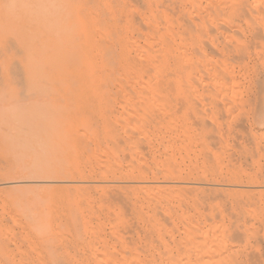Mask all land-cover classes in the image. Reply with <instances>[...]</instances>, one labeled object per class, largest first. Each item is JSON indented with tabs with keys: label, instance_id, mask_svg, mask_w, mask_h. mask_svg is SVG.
<instances>
[{
	"label": "bare ground",
	"instance_id": "6f19581e",
	"mask_svg": "<svg viewBox=\"0 0 264 264\" xmlns=\"http://www.w3.org/2000/svg\"><path fill=\"white\" fill-rule=\"evenodd\" d=\"M154 2H156V3H154ZM138 3H139V5H140V3H142V5H144L146 7L147 12L151 13V15L149 17H147L148 15L146 16V13H143L145 15L140 14V11H142L143 6L141 5L142 9L139 10L137 8L138 5L136 6V4H138ZM152 3H154V5H155V7H153V8H152V5H153ZM133 4L135 6H133ZM147 7H151V8L147 9ZM152 9H155V11ZM123 11H127L130 14L127 16L128 19H126V21H123L122 17H119L123 13ZM124 13H123V15H124ZM182 31H185V33H183ZM246 33H248L249 36L251 37V41H253L255 44L257 43L256 45H258V44L261 45V42H262V44H264V0H162V1L153 0V2L151 0H0V161L4 157L5 158L6 157L13 158L14 161L16 162V165H17L18 169L20 170V172H22L23 174L27 173L30 175H35L39 179H43V178L44 179L45 178L54 179V178H59V177H65V178L71 177V178L75 179V182H76V179H80L81 182H79L78 184L80 186H82V189L84 188V189H86L88 191L90 190L92 192L91 189H93V188H97V187H98V189L104 188L107 191V195L108 194H109L108 196L112 195L110 197L115 199V201L117 200V201L122 202L123 207L126 204V202H129V204L133 208L142 209L141 207L140 208L135 207L136 204L139 202L140 203L141 202L146 203L148 205L147 207H150V214L148 217H150V220H151V221L149 220L150 224H153L152 225L153 228H151V230L154 231L153 232L154 234L148 228H146V230H143V233L148 230V232L150 234L152 233L155 237L158 236L157 238H161V239L163 238V240H164L163 236H166V237L170 236V233H169L170 229H167L168 226H166V225L169 224V221H173L172 220L173 214L176 215V217L173 216V217H175V220H180L182 223H184L185 221L186 222L188 221L190 223L191 222L195 223L196 221L197 222L198 221H200V222L201 221H207V223H205V224L208 225L210 222H211V224L213 222L214 223L221 222V224H222V222L224 223L227 221V223H230L229 225H231V224L235 225L234 222H232V221L239 222L241 220H244L246 222V224L243 227L237 226L235 231H232L233 228H230V227L227 228V225L225 226V223L222 226V228H221V226L219 227V225H218V227L215 226L217 224H215L212 227H210L208 225V228L209 227L212 228V229H209V231H211V230L214 231L213 229H217V230H215L216 232H213V234H211V235H213L212 237L214 238L213 241L211 242V244L214 245L215 249L217 248L219 251H221L220 250L221 247L227 248L226 240H228L230 238V236L233 237L234 235H236L238 238L240 236H241V238L245 237L247 244H248L249 240H252V239H253L252 241L256 240L257 243L256 242L255 243L258 247L259 244L261 243V241L264 243V241H263V239H264V222H263L264 221L263 220L264 219V187L260 188L258 186L259 189H257V188H253V187L251 188L250 186H252V185L256 186L257 184H260L261 183L260 178L264 179L263 178L264 176L259 172L257 173V175H252V174H251V176H249L248 174L244 175L242 172H239L237 170H236V172H227V174H224V173L220 172L219 170L215 171L216 169L212 170L210 172L209 171L208 172L203 171L204 169L203 170L201 169L202 170L201 171V170H199L200 169L199 167H198L199 169L198 168L195 169V167H190L187 170L184 168L182 169L181 167H183V163L180 161L182 163V166L180 167L181 163L178 162L179 160L177 161L178 158L176 159V156L174 155L175 152L173 153V150L175 149V147L172 150L170 148L171 144L168 143L169 140L171 141L173 139V137H169V136L171 134H174V133H172L174 131V129L171 127L173 125H175L174 128L176 129L177 124H175L174 121H176L177 119L173 121V119H172L173 114L171 115L170 118L163 116L164 119L163 120L158 119L159 121L157 119L155 121L156 116L155 117L151 116L152 110H155L157 107L154 105V103L158 104L159 101L162 100V102H163V100H164V99H161V100H158V102H153L156 100L155 96L160 94V93H163L162 96L165 94L167 96L170 93H174V92H171L174 89H172V88L169 89L170 86L174 87L173 86L174 83L173 82L170 83L171 81H174L173 78L172 79L170 78L171 81L169 80V77H171L170 74H172V73H170V66L171 65H169V61H172V59L176 56L172 50H175V52H176V51H178V49H177L178 46L182 49L181 46L189 45L190 41L196 42V43H194V45L196 44L198 46L197 42L200 41V39L204 38V37H206V39H207L206 41H209L211 43L210 44L208 42V44H210L214 48H216L214 44L216 43V45H217V41L220 40L221 38L224 39V41L226 40V42H228V39H231V40L235 41L236 43L240 44L241 42H243L241 39H243L244 36H246ZM182 34H185V37L182 36ZM203 41H205V40H203ZM141 42H144V44H143L144 46L141 45ZM219 43H223V42H219ZM231 43L229 44L230 46H232ZM223 44H226V43L224 42ZM190 45L193 46V43ZM229 45H227L228 50H229V48H231ZM259 45H258V47H259ZM245 46H246V43H245ZM174 47H177L176 48L177 50L174 49ZM183 48L185 49V47H183ZM187 48H189V47H187ZM190 48H192V47H190ZM195 49L196 48H194V51L197 52L195 54H198L199 50L197 51ZM204 49H205V47H204ZM224 49H221V50H224ZM237 49H238V47H237ZM237 49L235 48L234 50L237 51ZM245 49H246V47H245ZM185 50H183V51L185 52ZM239 50L241 51V49H239ZM246 50H248V49H246ZM219 51H220V49H219ZM242 51H243V49H242ZM172 52L174 53L172 56L175 55L173 58L171 56ZM220 53H221V51H220ZM210 54H211V52H210ZM213 54L214 53H212L211 55H213ZM216 54H218V52ZM216 54H214V55H216ZM184 55H185V53H184ZM198 55L201 56L200 52ZM198 55H196V56H198ZM222 55L226 56L223 53H221V56ZM245 55H247V54H245ZM170 56L172 59L170 58ZM188 56L190 57V55H188ZM202 56H205V55L202 54ZM219 56L220 55H218V56L216 55L215 57H219ZM227 56H228V54H227ZM239 56H240V54H239ZM248 56L250 57L251 54H248ZM222 58H225V57H222ZM227 58H229V56ZM185 59L186 58H184V60ZM184 60H183V64H184ZM208 60H210V59H208ZM211 60H213V59H211ZM186 61L188 63V59ZM191 61H193V60H191ZM173 62L179 63L180 61L175 62L173 60ZM209 63H212V62L209 61ZM239 63H240V61H239ZM204 64H206V63H204ZM175 65H173V66L176 67ZM210 65H212V64H210ZM241 65H239L240 66L239 68H241ZM184 66H186V65H183L182 69H186ZM191 66H193L191 69L195 68L194 65H191ZM218 66H219V68L223 67L220 64L217 65V67ZM226 66H227V64L225 62V67ZM234 66L236 67V65H234ZM199 67H201V66H199ZM208 67H209V65H208ZM243 67L244 66L242 65V68ZM201 68H203V67H201ZM228 68H229V66H228ZM244 69H245V67H244ZM194 70H193V73H194ZM207 70L208 69H206V72L209 73V71H207ZM213 70H215V69L213 68ZM218 70H220V69H218ZM237 71H236V73L238 74ZM187 72H189V71H187ZM190 73H192V72H190ZM190 73H188V74H190ZM209 74H211V71ZM220 75H222V73L221 74L216 73V76H220ZM247 76H248V74H247ZM251 76H252V74H251ZM207 78H208V76H207ZM192 79L197 81V78L196 79L192 78ZM210 80H212V79H210ZM214 80H216V79H214ZM231 80H232V78H231ZM178 81H180V80H178ZM174 82L176 83L177 81H174ZM186 83H187V81H186ZM227 83H228V81H227ZM177 84H178V82H177ZM181 84H182V82H181ZM187 84H188V86L190 85L189 82ZM184 85H185V82H184ZM232 85H235V87H236L235 83H232ZM204 86H203L202 90H204V88H205ZM208 89H209V87H208ZM227 89H229V88L227 87ZM168 90L170 91V93H168L169 92ZM246 91H247V89H246ZM192 92H193V90L191 91V93ZM194 92H195V90H194ZM237 92H238V90H237ZM209 93L211 94L212 92H209ZM77 94H79V95L82 94V97L86 96V98H84V100L81 98L83 100V102L81 103L80 107L73 106L71 104V100ZM23 95L26 98L21 97ZM117 95L118 96L121 95L122 97H120V99L116 98L115 96H117ZM88 96H90L91 98H89ZM233 96H235V95H233ZM95 97H99V98H97L98 99L97 101L95 100ZM218 97H219V95H218ZM193 98L195 99V97H193ZM76 100L77 99H75L74 101H76ZM194 101H196V100H194ZM207 101L208 100H206V103H207ZM77 102L79 103V101H77ZM98 102L103 104V108H100V107L95 108L94 107V105H96V103H98ZM209 102H211V101H209ZM218 103H220V101H218ZM218 103L216 105H218ZM118 104L123 109V111L121 113H120V111H117L116 106ZM204 105H206V104H204ZM211 105H212V103H211ZM211 105H210V107H213V109H214L215 107L213 105L212 106ZM44 107H46V108H44ZM164 107H165V105H164ZM167 109L169 110L168 107H167ZM160 110L161 109H159V112H160ZM219 111L222 113V110H219ZM166 112L167 111H165V113ZM220 112L218 114H220ZM170 113L169 114L167 113V114L170 115ZM215 113H217V111ZM174 115H175V113H174ZM202 116H204V115H202ZM157 118H159V117H157ZM180 118L181 117H179V119ZM181 119H183V118H181ZM183 120H181V121L183 122ZM178 121L179 120H177V122ZM217 121L221 122L222 120L218 119ZM223 121L225 122L226 120H223ZM171 122H173L174 124H172ZM231 122H232V120H231ZM200 123H201V120H200ZM230 123H229V125H230ZM221 124H222V122L219 124V126ZM226 124H227V122H226ZM232 124H234V123L232 122ZM185 125L186 124H184V126H182L183 128L182 127H180V128L185 129L186 128ZM222 125H224V123ZM189 127H187V128L189 129ZM249 127H250V125H249ZM160 128L166 129V131L169 130L170 135H168V139H167L168 141L166 140L168 144H166V145H164V138L167 135H165V136L163 135L164 133L166 134V131L163 133V132H161ZM156 129L158 130V132L162 133V135H163L162 136L163 140L160 137L161 135L158 136V138L162 140V141L160 140L159 145H157V147L159 149L157 147H155L154 143L156 141L153 140L155 137H157V136H155V133H153V131L156 132ZM170 129L172 132L170 131ZM199 130H197V131L199 132ZM220 134H219V136L216 135L217 137H220V139H218V138L217 139L222 140L220 142H223L222 133H220ZM251 134L252 133H250V135ZM186 135H188V134H186ZM252 135H254V134H252ZM180 136H181V134H180ZM191 136H189V138ZM203 136L206 137L205 139L207 142L208 141L207 137H209V136H207L205 134ZM203 136H201V138ZM244 136L245 135H243V137ZM239 137H240V135H239ZM170 138H172V139H170ZM245 138H247V140H248V137H245ZM210 139H212V138H210ZM231 139L233 140V138H231ZM173 140H172V142L174 143ZM215 140H216V138H215ZM252 140H253V138H252ZM254 141H256V140L254 139ZM177 142H179V141H177ZM177 142H175V143H177ZM188 142L191 143V141H188ZM206 142H205V144H206V146H208V144H207L208 142L207 143ZM173 143H172V145H173ZM200 143L201 142H199V145H200ZM177 144H175V145H177ZM213 144H216V143H213ZM221 144H222V146L223 145L225 146L226 143H221ZM167 145H168V148H167ZM180 145L181 144L178 145L179 148L177 147V149H182L184 147L183 145H181V146ZM192 145H193V143H192ZM201 146L206 147V146H203L202 143H201ZM210 146H213V145H210ZM234 146L235 145H233V147ZM226 147H227V145H226ZM172 148H173V146H172ZM241 148L242 147H239L238 149L241 150ZM155 149L159 155H156L153 153ZM203 149H205V148H203ZM62 150H64L65 152H63ZM200 150H202V149H200ZM214 150H216V149H214ZM263 150L264 149L262 148V151ZM189 151L193 153L192 150H189ZM225 151H226V149H225ZM252 151H254V150H252ZM211 152H209V153H211ZM250 152L251 151H249V153ZM256 152H257V150H256ZM184 153H186V152H184ZM188 153L189 152H187L186 154H188ZM213 153H211V155ZM220 153H221V151H220ZM223 154L224 153L222 152L221 155H223ZM228 154L229 153L227 152V155ZM203 155H204V153H203ZM195 156H197V155L195 154ZM205 156L207 157L208 160L209 159L211 160V158H209V155L205 154ZM229 157H233V155L231 156V153H230ZM179 158L184 160V157L182 158L181 155ZM123 159L125 162L122 161ZM207 159L205 158L206 161H208ZM239 159H238V161H239ZM198 160H199V157H198ZM214 160L216 161L217 159H214ZM187 161H188V158H187ZM220 161H221V159H220ZM234 161L235 160H233V161L231 160V162H234ZM1 162H3V161H1ZM205 162H204V164H205ZM125 163H127V164H125ZM177 163H180V164H177ZM236 163H234V164H236ZM243 164H244V162L242 163V165ZM211 165H213V163ZM205 167H206V165H205ZM206 168L208 169L209 167H206ZM257 168H259V167H257ZM260 168H262V166H260ZM260 168H259V170L262 171V169H260ZM0 169H1V167H0ZM247 170H249V169H247ZM249 173H251V172H249ZM5 175H6V173H5ZM261 175L263 177H261ZM83 179H86V180H83ZM191 179L198 180V181L199 180L200 181L201 180L202 181H205V180L210 181L211 184H209L210 182H208V185H209L208 191H209V193L210 192L211 193L208 195H206L208 191H206V193L204 195L197 193V190L194 189L195 186L193 187L192 184H190ZM224 181H227V182L232 184V186H230V187H232L231 188L232 192L230 193V191H229V193H230L229 195H226L223 193L224 192L223 188L221 189L223 192L220 190L221 185H223V184H221L220 186H219V184H220V182L223 183ZM75 182L72 184L76 185ZM49 183H51V182L49 181ZM61 183L65 184L64 182H61ZM192 183H194V182H192ZM41 184H43V183L41 182ZM53 184L55 185V183H53ZM205 184H207V183H204V185ZM80 186H79V188H80ZM54 190H55V188H54ZM59 190L60 189L56 188V192H57L56 195H59L58 194ZM86 190H83V192L80 190L79 192H82L80 195H83V193L84 194L86 193L85 195H83V196H86L87 195ZM75 191H77V190H74L73 192H75ZM97 191L96 192L94 191L95 193L93 192L94 195L97 193ZM103 191H105V190H103ZM225 191H226V189H225ZM73 192H70V193L72 194ZM75 194H76V192H75ZM77 194H79V193L77 192ZM94 195H92V196H94ZM96 195H95V197H96ZM72 197H75L74 193L72 194ZM81 197L82 196H79V198H81ZM132 197L135 198V201L136 200L138 201V202L136 201L137 203L135 204V201L133 199V201H134L133 203L135 206H133L131 204L132 201H130V200H132L131 199ZM61 198H63L65 200L64 197H61ZM82 198H84V197H82ZM92 198H90V196H89L88 198H85V199H88L89 203H91V205H92L93 204L92 201H94V200H92ZM55 200H56V202H55ZM55 200H54V203H57L58 201L56 198H55ZM64 200L62 201L63 204H61V205H64ZM75 201H77V200H75V198H74V200H72V202L75 203ZM82 201H84V200H82ZM62 202L60 200V203H62ZM77 202H80V201H77ZM94 202L96 203L98 201L96 200ZM206 202L209 203L210 207L208 206V203H206ZM99 203H101V202L99 201ZM116 203L118 204L119 202H116ZM116 203H113L115 205V207L117 206ZM203 203L207 204L206 206L209 207V209H208L209 214L207 213L208 215L203 214L204 212L202 213V211H200V212L198 211V210H200L199 207L200 206L202 207ZM57 204L60 207V204L59 203H57ZM106 204L110 205L111 203H106ZM113 204H111L112 207L114 206ZM119 204H121V203H119ZM190 204H192V206H194L195 210L192 208V206H189ZM55 205L56 204H54V206ZM81 205L82 204H80V206ZM93 205H92V207H93ZM64 206H62V207H64ZM94 206H96V205H94ZM119 206H121V205H119ZM119 206H117V207H119ZM139 206H141V205H139ZM188 206L193 209V213H189L190 211L188 210ZM56 207H57V205H56ZM59 207L57 208L58 209L57 212L61 213L59 211ZM77 207H78V205L76 206V213H77V210L79 209V207L78 208ZM82 207H84V206L82 205ZM115 207H114V209H115ZM173 207H175V208H173ZM177 207H178V209L179 208L180 209L174 211L173 209H176ZM222 207L225 210H222L221 209ZM53 208H55V207H53ZM65 208L66 207H64V209ZM86 208H88V207H86ZM86 208H82V210L86 209ZM126 208L127 207L125 206V213L127 210ZM171 208H173V209L171 210ZM196 208L198 210H196ZM102 209L98 210V208H97V210L99 212L102 211ZM204 209H203V211H204ZM116 210H117V208H116ZM116 210H115V214L117 213ZM146 210L149 211L148 208ZM237 210L239 211V213L236 212ZM53 211H52V213H53V215H55V213ZM64 211H67V210H64ZM85 211H87V212L89 211V214L87 215V217L90 218L92 216L93 218L97 219L96 220L97 222L99 221V218H97V217H100L99 216L100 213L97 214L98 212H96L94 210L96 213H94V214L92 213L93 215L92 214L90 215V212H93V211L89 210V208H88V210H85ZM103 211H104V209H103ZM118 211H119V209H118ZM132 211H129L128 216L132 215V213L134 214L135 211L134 212H132ZM140 211H141L140 215H143L144 214L143 211L142 210H140ZM172 211H174L175 213H173ZM130 212H132V213H130ZM171 212L173 214H171ZM4 213H6V212H4ZM8 213H9V211H8ZM104 213L105 212H103V214ZM125 213L123 210H121L119 215L116 214L119 216L117 218L122 219V217H125V215H124ZM135 213H139V212H135ZM141 213H143V214H141ZM49 214H51V213H49ZM65 214L67 217V213H65ZM61 215H64V212L61 213ZM61 215H59V218ZM147 215H148V213H147ZM52 216H50V217H52ZM102 216L100 218H102ZM64 217H65V215H64ZM66 217H65V219H66ZM87 217H85V218H87ZM103 217L104 218H102V219H104V220H102V221L103 222L107 221V220H105V218L107 216L106 217L103 216ZM133 217H130V218H133ZM56 218H57L56 221L58 220L59 224L62 225L63 222L60 223V220H62V219L60 218V220H59L58 217H56ZM135 218L138 219V217H134V219ZM114 219H116L115 215H114ZM50 220H52V219H50ZM87 220H86V223L89 224V222H91L90 220H93V219H90L88 222H87ZM138 220L143 224L144 223L148 224V222H147L148 220H146V219H142V218L140 219L139 218ZM138 220H136V221H138ZM20 221L21 220H19V222ZM80 221H81V219H80ZM96 221H95V223H96ZM108 221H109V218H108ZM129 221L130 220H128V222H126V223H129ZM132 221H134V220H132ZM152 221H153V223H151ZM0 222H2V221H0ZM113 222L114 223L118 222V220L116 219ZM113 222L112 223L110 222V223L114 224ZM200 222H199V224H200ZM56 223H58V222H56ZM98 223L101 224L99 226L96 224V227L98 226V228H99V230H98L99 235H97L95 227L92 226L93 228H95V230L91 227L93 229V231L90 228L93 235L95 234L94 235L95 238H97V236H98V238L102 237V236H100V234L102 233V235H103L104 232L106 233L107 230H105V228L109 229V227H106V226H103V228L100 227V226H102V224L106 225L107 224L106 222H104L106 224L101 223V222H98ZM134 223H135V221H134ZM165 223H166V225H165ZM65 224H66V226H71L70 223H69L70 225L68 224L67 220H66ZM173 224L176 225L177 223L176 224L172 223L171 225H173ZM243 224H241V226ZM53 225L55 226V224L54 223L52 224V228L54 230ZM121 225H123V224L119 225V222H118L117 226L115 225L116 229L113 226L111 227V229L113 228L116 231V230H118L117 228H119V231H120V229L122 228ZM135 225H136L135 227L134 226H132V227H134L136 231H137V229L139 230V227H138L139 225H137L136 223H135ZM186 225L190 226V224H188V223ZM195 225H198V224H194L192 226H195ZM233 225H232V227H233ZM66 226H65V228H67ZM124 226H126V225H124ZM129 226L131 227V225H129ZM165 226H166V228H165ZM176 226L171 227V228H176ZM189 226L187 228L183 226L184 228H186L185 229L186 233L184 234V236L186 239H187L186 235L188 236L189 242H191V243L195 242L194 239H196L198 237H200V238H198V239H200V241L202 240L201 242H205L204 240L208 241L206 234L202 233V235H199V234L197 235V233L201 234V232H203L201 230V228H199L200 226L198 228H197V226L195 228H191ZM63 227L64 226H62V229L65 231V234L67 233L68 235L72 236L70 234L71 230L68 228L70 230L68 232V230H66ZM136 227H137V229H136ZM203 227H205V226H203ZM39 228L37 227V229H39ZM100 228L103 229L102 231H104V232H101ZM134 228H132V229H133V233L135 235L136 231L134 230ZM8 229H9V231H12V230H10V228H7V230H5V229H2V230L8 231ZM59 229H61V228H59ZM122 229H123V231L121 230L120 234H121V232H124V228H122ZM128 229H129L128 231H130V228H128ZM24 230H26V229H24ZM168 230H169V232H168ZM178 230L176 229V231H178ZM59 231H62V230H59ZM172 231H175V230L172 229ZM108 232H109V234L111 233V231H108ZM125 232L127 233V231H125ZM71 233H72V231H71ZM131 233L132 232L130 231V234ZM209 233L207 232V234H209ZM215 233H216V235H215ZM37 234L38 233H36V235ZM54 234H56V233H54ZM61 234L63 235V233H61ZM114 234L119 235V232L116 231V233H114ZM150 234H147V235L149 236ZM152 234L150 236H153ZM28 235H30V234H28ZM62 235H60V237H62ZM203 235H205V236H203ZM24 236H25V234H24ZM94 236H92V238ZM150 236L148 237L149 239L151 238ZM174 236H173V238H174ZM60 237H59V239H61ZM109 237H110V239L111 238H114L116 240L120 239L119 238L120 236H117V235L113 236V237L112 236H109ZM116 237H118V239ZM137 237H139V236H137ZM145 237H146V235H145ZM225 237H226V239H225ZM98 238L96 240H92V241H95L94 242L95 247H94L93 243H91L93 245L92 247L94 248L93 249L94 251L92 252L93 255H96L95 252L97 254L99 253L96 251L97 249L95 250L96 247L102 248L103 244L106 243V241H104L105 238L102 237L103 239H99V240H98ZM148 238L146 237V241H149ZM157 238H156V240L160 241V239H157ZM185 238L183 237V239H185ZM62 239H63V237H62ZM64 239H65V236H64ZM100 240H101V242L103 241V244L101 243L102 244L101 246H99L100 243H98V242H100ZM118 241H121V240H118ZM129 241H130V239H129ZM96 242H97V244H95ZM110 242H111V240H110ZM135 242H136V240H135ZM137 242H139V241H137ZM165 242H166V240H165ZM197 242H199V241H197ZM201 242H199L198 244H201ZM114 243L116 244L115 241H114ZM155 243L156 242H154V244ZM167 243H169V242H167ZM208 243H206V245H209L210 247L213 246V245H210ZM255 243H253L254 244L253 246H255ZM107 244L108 243H106L104 245L107 247L108 246ZM202 244H201V246H202ZM126 245H125V247H129ZM134 245H135V243H134ZM165 245H167V244L165 243ZM178 245H179V243H174V246L178 250L179 249L182 250L183 246L181 248H178ZM162 246H160V247H162ZM196 246L199 247L198 245H196ZM260 246H261V244H260ZM141 247L144 248L145 246H141ZM152 247H154V246H152ZM179 247H180V245H179ZM150 248H151V246H150ZM150 248H148V249H150ZM185 248H186V246H185ZM245 248H247V247H245ZM168 249H171V248H168ZM189 249H190V247H189ZM189 249L187 250L188 252H189ZM197 249H199V248H197ZM197 249H195V250L197 251ZM217 249H216V252H217ZM227 249H229V248H227ZM230 249H231V247H230ZM99 250L101 252V249H99ZM108 250H109V248H108ZM210 250H212V249H210ZM248 250H249V248H248ZM127 251H129V250L127 249ZM142 251H140V253ZM150 251H151V249H150ZM164 251H166V250H164ZM213 251H215V250H213ZM230 251H232V250H230ZM103 252L110 256V254H108L109 251L106 252V249H104ZM113 252H115V251H113ZM113 252H112V254H113ZM185 252H186V250H185ZM201 252L204 253V251H201ZM221 252H223V251H221ZM168 253H169V255H171L172 252L168 251ZM234 253L237 254V252H234ZM128 254L132 255L131 252ZM142 254H144V253H142ZM181 254L184 255L183 253H181ZM190 254H192L191 250H190ZM204 254L205 255L208 254V258L210 259L209 253L205 252ZM236 254H232V255H236ZM261 254H262V252H261ZM162 255H164V254H161V256ZM186 255H187V253H186ZM201 255H203V254H201ZM188 256H190V255H188ZM203 256H201V257L203 258ZM223 256H225V255H223ZM229 256H230L229 260L231 262L230 264H233L236 259H234L233 256L231 258V255H229ZM241 256H243V255L241 254ZM158 257H159V255H158ZM195 257H196V255H195ZM213 257H214V255H213ZM220 257H222L221 254L219 255L218 258H220ZM262 257L264 258V256H262ZM96 258H97V256H96ZM103 258H102V261L107 259L108 256L106 257V255L105 256L103 255ZM111 258L114 259L113 256ZM126 258H128V257H126ZM137 258H138V254H137ZM172 258L176 259L174 257H172ZM186 258H189V257H186ZM218 258H217V260L215 259L217 263L216 262L211 263L214 261L213 258H212L213 261H211V259L210 260L208 259L209 261L205 260V262L211 261L210 262L211 264H218L219 261L221 262V259H222L221 258L219 260ZM130 259H133V262L130 261L132 263H135L137 261L139 263V260H140V259L137 260L135 258L137 260L136 261L133 257H131ZM155 259H156V257H155ZM198 259H201V258H198ZM232 259H233V262L231 261ZM24 260H26V259H24ZM127 260L128 259H126V261ZM176 260L180 261L179 259H176ZM229 260H228V262H229ZM102 261H98V262H100L102 264ZM108 261H107V263H109ZM114 261L119 262L120 260L115 259ZM157 261H158V259H157ZM182 261H180L179 264H181ZM185 261H186V259H185ZM41 262H43V261H41ZM187 262H189V261H187ZM196 262H198L197 264H200L201 260H200V262H199V260H196ZM253 262H254V264L255 263L257 264L256 259H254ZM124 263H125V261H124ZM132 263H127V264H132ZM113 264H115V263H113ZM236 264H240V263L237 262ZM251 264H252V262H251Z\"/></svg>",
	"mask_w": 264,
	"mask_h": 264
},
{
	"label": "rangeland",
	"instance_id": "374dc122",
	"mask_svg": "<svg viewBox=\"0 0 264 264\" xmlns=\"http://www.w3.org/2000/svg\"><path fill=\"white\" fill-rule=\"evenodd\" d=\"M152 2H153V0H151ZM160 1H162V0H160ZM154 3H156V2H154ZM154 3H152L153 5H152V8L153 7H155V5H154ZM139 7H138V6ZM141 5H142V3H140V5H139V3L138 4H136V6H137V8L140 10V9H142V7H141ZM133 6H135L134 4H133ZM143 6V9H142V11H140V14H142V15H145V14H143V13H146V16L147 17H149L150 15H151V13H149V12H147V10H146V7L144 6V5H142ZM150 9L151 7H147V9ZM145 9V10H144ZM152 10H154L155 11V9H152ZM151 11V10H150ZM125 12V13H124ZM123 13H124V15H123ZM123 13L119 16V17H122V20L123 21H126V19H128L127 18V16L128 15H130L127 11H123ZM127 13V14H126ZM126 15V16H125ZM124 18V19H123ZM183 33H185V31H182ZM182 36H184L185 37V34H182ZM243 38V37H242ZM245 38V39H244ZM244 38L243 39H241L243 42H241L240 44H238V43H236L235 41H233V40H231V39H228V42H226V40L224 41V39H220V40H218L217 41V45H216V43L214 44L215 45V47L216 48H214L213 46H211L210 44V42L209 41H206L207 39H206V37H204V38H201L200 39V41H198L197 42V44H198V46L196 45H194V43H196V42H194V41H190V44H192L193 43V46L192 45H186V46H181L182 47V49L183 50H185V52L178 46V48L177 47H174V49H178V51H176L175 52V50H172L174 53H175V57L174 56H172L174 53L172 52L171 53V56H172V58H171V56H170V58L172 59V61H169V65H171L170 66V73H172V74H170V76L171 77H169V80L171 81V79L173 78V80L174 81H177L178 82V84H177V82L175 83L174 81H171L170 83H174V87H172V86H170V88L169 89H174V90H172L171 92H174V93H170V91L168 92V93H170V94H168L167 96H166V94L165 95H163L162 96V94L163 93H160V94H158V95H156L155 96V99L157 100H155V101H153V102H158V100H161V99H164L163 100V102H162V100L161 101H159L158 102V104H156V103H154V105L155 106H157L156 107V109L155 110H152V112H151V116L153 117H155V121H156V119L158 120V119H160V120H163L164 118H163V116L164 117H171V115L173 114V116H172V119H173V121L174 120H179L178 122H177V120L176 121H174V123L175 124H177V126H176V129L174 128L175 127V125H173L171 128H173L174 129V131L176 132H172L171 131V129H170V131L172 132V133H174V134H169V130H167L166 131V129H163V128H160L161 129V132H165L166 131V134L164 133L163 135L165 136V135H167V136H165V138H164V145H166V144H168V143H170L171 145H172V140L174 141V143H173V148H172V146L170 145V148L173 150L174 149V147H175V151L173 150V153L175 152V156H176V159H177V161L178 162H182L183 163V167H181L182 166V163L180 164V163H177V164H180V167L183 169H189L190 167H195V169L196 168H198L199 170H203V171H212V170H215V171H217V170H219L220 172H222V173H224V174H227V172H236V170L237 171H239V172H242L244 175H249V176H251V174L252 175H257V173L259 172V173H261L263 176H264V150L262 151V148L264 149V44H262V42H261V45H259V47H258V45H256L253 41H251V37L249 36V34L248 33H246V36H244ZM250 38V39H249ZM203 40H205V41H203ZM233 41V42H232ZM245 41V42H244ZM249 41V42H248ZM208 42L210 43V44H208ZM219 42H225L226 44H223V43H219ZM232 42V43H231ZM257 42V41H256ZM231 43V45L232 46H230L229 44ZM234 43V44H233ZM245 43H246V46H245ZM251 43V44H250ZM260 43V42H259ZM144 44V42H141V45L142 46H144L143 45ZM219 44V45H218ZM213 45V44H212ZM224 45V46H223ZM227 45H229L231 48H229V50H228V46ZM222 46V47H221ZM243 46V47H242ZM253 46V47H252ZM257 46V47H256ZM263 46V47H262ZM183 47H185V49L183 48ZM187 47H189V48H187ZM190 47H192V48H190ZM204 47H205V49H204ZM214 49H213V48ZM227 47V48H226ZM237 47H238V49H237ZM245 47H246V49H248V50H246L245 49ZM194 48H196L195 50H199L198 51V54H199V52H200V54H201V56H202V54L203 55H205V56H199L198 54H195V53H197L196 51H194ZM198 48V49H197ZM218 48V49H217ZM225 48V49H224ZM237 49V51L236 50H234V49ZM259 50H258V49ZM176 49V50H177ZM219 49H220V51H221V53H223L224 55H226L227 56V54H228V56H229V58H227L226 56H221V53H220V51H219ZM221 49H224V50H221ZM227 49V50H226ZM239 49H241V51L239 50ZM242 49H243V51H242ZM193 50V51H192ZM215 50V51H214ZM218 50V51H217ZM192 51V52H191ZM204 51V52H203ZM218 52V54H216L217 52ZM187 52V53H186ZM206 52V53H205ZM210 52H211V54L212 53H214V54H216L217 56L218 55H220L219 57H215L216 55H211L210 54ZM248 52V53H247ZM253 54H252V53ZM263 52V53H262ZM184 53H185V55H184ZM191 53V54H190ZM180 54V55H179ZM239 54H240V56H239ZM245 54H247V55H245ZM248 54H251V56L249 57L248 56ZM188 55H190V57L188 56ZM192 55V56H191ZM196 55H198V56H196ZM210 55V56H209ZM237 57H236V56ZM242 55V56H241ZM187 56V57H186ZM195 56V57H194ZM189 57V58H188ZM210 57V58H209ZM213 57V58H212ZM222 57H225V58H222ZM249 57V58H248ZM182 58V59H181ZM184 58H186L185 60H184ZM170 59V60H171ZM179 59V60H178ZM188 59V63H187V60ZM193 60V61H191V60ZM208 59H210V60H208ZM211 59H213V60H211ZM237 59V60H236ZM240 59V60H239ZM259 59V60H258ZM173 60L175 61V62H179V63H174L173 62ZM183 60H184V64H183ZM190 60V61H189ZM242 60V61H241ZM182 61V62H181ZM209 61L210 62H212V63H209ZM233 61V62H232ZM239 61H240V63H239ZM172 62V63H171ZM206 63V64H204V63ZM225 62H226V64H227V66L225 67ZM236 62V63H235ZM243 62V63H242ZM194 63V64H193ZM200 63V64H199ZM202 63V64H201ZM216 63V64H215ZM224 63V64H223ZM233 63V64H232ZM239 63V64H238ZM176 64V65H175ZM186 65V66H184L186 69H182V67H183V65ZM196 64V65H195ZM198 64V65H197ZM210 64H212V65H210ZM221 65V66H223V67H221V68H219V66L217 67V65ZM238 64V65H237ZM245 67V69H244V67L242 68V65ZM173 65H175L176 67H174ZM191 65H194L195 66V70L194 69H191L193 66H191ZM208 65H209V67H208ZM232 65V66H231ZM234 65H236V67L234 66ZM239 65H241V68H239L240 66ZM246 65V66H245ZM179 66V67H178ZM190 66V67H189ZM199 66H201V67H205L204 69L203 68H201V67H199ZM228 66H229V68H228ZM179 69H178V68ZM208 67V68H207ZM225 67V68H224ZM247 67V68H246ZM213 68L216 70H213ZM232 68V69H231ZM181 69V70H180ZM198 71H197V70ZM204 71H203V70ZM206 69H208L207 71H209V73H210V71H211V74H209L208 72H206ZM218 69H220V70H218ZM223 69V70H222ZM175 72H174V71ZM192 70V71H191ZM193 70H194V73H193ZM213 70V71H212ZM232 70V71H231ZM238 70V71H237ZM187 71H189V72H187ZM204 73H203V72ZM236 71L238 72V74L236 73ZM177 72V73H176ZM190 72H192V73H190ZM240 72V73H239ZM243 72V73H242ZM188 73H190V74H188ZM216 73L217 74H221L222 73V75H220V76H216ZM259 73V74H258ZM247 74H248V76H247ZM251 74H252V76H251ZM261 74V75H260ZM173 76V77H172ZM186 76V77H185ZM207 76H208V78H207ZM216 77V78H215ZM249 77V78H248ZM171 78V79H170ZM185 78V79H184ZM192 78H197V81L196 80H194V79H192ZM212 79V80H210V79ZM218 78V79H217ZM231 78H232V80H231ZM259 78V79H258ZM176 79V80H175ZM214 79H216V80H214ZM178 80H180L181 82H182V84H181V82L180 81H178ZM193 80V81H192ZM222 82H221V81ZM186 81H187V83L189 82V84L191 85H189L188 86V84L186 83ZM227 81H228V83H227ZM184 82H185V85H184ZM199 84H198V83ZM230 82V83H229ZM235 83L236 84V87H235V85H232V83ZM180 83V84H179ZM196 84V85H195ZM205 86H204V85ZM211 84V85H210ZM220 84V85H219ZM257 84V85H256ZM172 85V84H171ZM184 85V86H183ZM194 85V86H193ZM198 85V86H197ZM187 86V87H186ZM200 86V87H199ZM203 86L205 87L204 88V90H202L203 89ZM199 87V88H198ZM208 87H209V89H208ZM216 89H215V88ZM226 87V88H225ZM227 87L229 88V89H227ZM243 87V88H242ZM247 87V88H246ZM212 88V89H211ZM239 88V89H238ZM225 89V90H224ZM238 90V92H237V90ZM246 89H247V91H246ZM262 89V90H261ZM187 90V91H186ZM193 90V92L191 93V91ZM194 90H195V92H194ZM209 90V91H208ZM222 90V91H221ZM241 93H240V92ZM206 94H204V93ZM209 92H212L211 94L209 93ZM229 92V93H228ZM198 93V94H197ZM203 93V94H202ZM221 95H220V94ZM228 93V94H227ZM195 95V96H194ZM218 95H219V97H218ZM233 95H235V96H233ZM243 95V96H242ZM238 96V97H237ZM21 97H25L24 95L23 96H21ZM89 98H91L90 96H88ZM116 98H119L120 99V97H122L121 95H117V96H115ZM193 97H195V99L193 98ZM224 97V98H223ZM26 98V97H25ZM84 100V98H86V96H83L82 97V94L81 95H79V94H77V95H75L74 96V98L71 100V104L73 105V106H77V107H80L81 106V103L83 102V100ZM97 98H99V97H95V100L97 101L98 99ZM192 98V99H191ZM215 98V99H214ZM226 98V99H225ZM238 100H237V99ZM75 99H77L76 101H74ZM196 100V101H194V100ZM210 99V100H209ZM225 99V100H224ZM206 100H208L207 101V103H206ZM77 101H79V103L77 102ZM203 101V102H202ZM205 101V102H204ZM209 101H211V102H209ZM218 101H220V103H218ZM165 102V103H164ZM225 102V103H224ZM235 102V103H234ZM78 103V104H77ZM211 103H212V105L215 107L214 109H213V107H210V105H211ZM218 103V105H216ZM173 106H172V105ZM204 104H208L207 106L206 105H204ZM164 105H165V107H164ZM211 105V106H212ZM154 106V107H155ZM170 106V107H169ZM172 106V107H171ZM205 106V107H204ZM209 106V107H208ZM94 107L95 108H97V107H100V108H103V104H101L100 102H98V103H96V105H94ZM159 107V108H158ZM162 107V108H161ZM167 107L169 108V110L167 109ZM217 107V108H216ZM44 108H46V107H44ZM116 108H117V111H120V113L123 111V109L121 108V106L118 104L117 106H116ZM205 108V109H204ZM207 108V109H206ZM238 108V109H237ZM159 109H161L160 110V112H159ZM222 110V113L219 111V110ZM167 111L166 113H165V111ZM215 110V111H214ZM227 110V111H226ZM238 110V111H237ZM240 110V111H239ZM175 113V115H174V113ZM217 111V113H215ZM233 111V112H232ZM171 112V113H170ZM220 112V114H218ZM235 112V113H234ZM161 113V114H160ZM170 113V115H168V114ZM224 114V115H223ZM161 115V116H160ZM166 115V116H165ZM168 115V116H167ZM202 115H204V116H202ZM220 116V117H219ZM157 117H159V118H157ZM179 117H181V118H183V119H179ZM208 119H207V118ZM223 117V118H222ZM214 118V119H213ZM235 118V119H234ZM218 119H220V120H222L221 122H222V124L224 123V125H220L219 126V124L221 123L220 121H217ZM181 120H183V122L181 121ZM200 120H201V123H200ZM211 120V121H210ZM223 120H226L225 122L223 121ZM231 120H232V122L234 123V124H232V122H231ZM235 120V121H234ZM159 121V120H158ZM188 123H187V122ZM231 123H230V122ZM207 122V123H206ZM220 122V123H219ZM226 122H227V124H226ZM172 124H174L173 122H171ZM183 123V124H182ZM229 123H230V125H229ZM184 124H186L185 125V127L187 128V127H189V129L187 128H185V129H182L183 127L182 126H184ZM218 125V126H217ZM235 125V126H234ZM249 125H250V127H249ZM228 126V127H227ZM180 127H182V128H180ZM235 127V128H234ZM205 128V129H204ZM215 128V129H214ZM168 129V128H167ZM172 129V130H173ZM193 129V130H192ZM200 129V130H199ZM191 132H189V131ZM197 130H199V132L197 131ZM217 130V131H216ZM223 130V131H222ZM227 130V131H226ZM243 130V131H242ZM197 131V132H196ZM220 131V132H219ZM242 131V132H241ZM246 131V132H245ZM252 131V132H251ZM168 132V133H167ZM170 132V133H171ZM219 132V133H218ZM234 132V133H233ZM242 134H241V133ZM153 133H155V136H157V137H153L154 139L153 140H155L154 142V144H155V147H157V145H159V141L162 139L163 140V138H162V133H160V132H158V130L156 129V132L155 131H153ZM160 133V134H159ZM184 133V134H183ZM200 133V134H199ZM220 133H222V139H223V142H220V141H222V140H218V139H220V137H217L216 135H218L219 136V134ZM250 133H252V134H254V135H250ZM180 134H181V136H180ZM186 134H188V135H186ZM207 135V136H209V137H207L208 138V143L206 142V137L205 136H203V135ZM215 134V135H214ZM240 135V137H239V135ZM161 135V136H160ZM168 135H170L169 137H173V139L172 138H170V139H172L171 141L169 140H167L168 139ZM185 135V136H184ZM192 135V136H191ZM197 135V136H196ZM203 136L202 138H201V136ZM221 135V134H220ZM233 135V136H232ZM236 135V136H235ZM242 135V136H241ZM243 135H245L244 137H243ZM259 135V136H258ZM158 136H160L161 137V139H159L158 138ZM188 136V137H187ZM189 136H191L190 138H189ZM200 136V137H199ZM238 136V137H237ZM252 136V137H251ZM256 136V137H255ZM183 137V138H182ZM197 137V138H196ZM235 137V138H234ZM245 137H248V140H247V138H245ZM176 138V139H175ZM199 138V139H198ZM210 138H212V139H210ZM215 138H216V140H215ZM218 138V139H217ZM231 138H233V140L231 139ZM252 138H253V140H252ZM259 138V139H258ZM193 139V140H192ZM198 139V140H197ZM254 139L256 140V141H254ZM161 140V141H162ZM168 141V143H167V141ZM179 141V142H177V141ZM184 140V141H183ZM205 140V141H204ZM252 140V141H251ZM263 140V141H262ZM188 141H191V143L190 142H188ZM204 141V142H203ZM219 141V142H218ZM262 141V142H261ZM175 142H177V143H175ZM199 142H201L202 143V145L203 146H206V144H205V142L208 144V146H206V147H202L201 146V143H200V145H199ZM259 142V143H258ZM157 143V144H156ZM192 143H193V145H192ZM196 143V144H195ZM213 143H216V144H213ZM221 143H226L225 144V146L223 145L222 146V144ZM241 143V144H240ZM175 144H177V145H175ZM179 144H181V145H183L184 147L182 148V149H177V147L179 148ZM180 145V146H181ZM196 145V146H195ZM210 145H213V146H210ZM226 145H227V147H226ZM233 145H235L234 147H233ZM247 145V146H246ZM249 145V146H248ZM65 147V146H64ZM160 147V146H159ZM187 147V148H186ZM192 149H191V148ZM226 147V148H225ZM239 147H242L241 148V150H239L238 148ZM257 147V148H256ZM259 147V148H258ZM158 148V147H157ZM156 148V149H157ZM167 148H168V145H167ZM189 148V149H188ZM203 148H205V149H203ZM207 148V149H206ZM226 149V151H225V149ZM249 148V149H248ZM255 148V149H254ZM156 149L154 150V154H156V155H159L158 153H157V151H156ZM159 149V148H158ZM162 149V148H161ZM200 149H202V150H200ZM214 149H216V150H214ZM243 149V150H242ZM163 150V149H162ZM177 150V151H176ZM189 150H192L193 151V153L192 152H190ZM197 150V151H196ZM200 150V151H199ZM252 150H254V151H252ZM256 150H257V152H256ZM63 152H65L64 150H62ZM180 151V152H179ZM211 152V153H213L212 155H211V153H209V152ZM220 151H221V153L223 152L224 154L223 155H221V153H220ZM225 151V152H224ZM230 151V152H229ZM249 151H251L250 153H249ZM183 152V153H182ZM184 152H189L188 154H186V153H184ZM195 152V153H194ZM227 152L229 153L228 155H227ZM256 152V153H255ZM180 153V154H179ZM192 153V154H191ZM200 155H199V154ZM203 153H204V155H203ZM230 153H231V156L233 155V157H229V155H230ZM233 153V154H232ZM254 153V154H253ZM195 154L197 155V156H195ZM205 154L206 155H209V158H211V160L209 159H207V157L205 156ZM235 154V155H234ZM247 154V155H246ZM180 155L182 156V158L184 157V160L183 159H180L179 157H180ZM186 155V156H185ZM203 155V156H202ZM179 156V157H178ZM201 156V157H200ZM248 156V157H247ZM250 156V157H249ZM198 157H199V160H198ZM204 157V158H203ZM222 157V158H221ZM226 157V158H225ZM8 158V159H7ZM187 158H188V161H187ZM193 158V159H192ZM197 158V159H196ZM205 158L209 161H206L205 160ZM240 158V159H239ZM196 159V160H195ZM214 159H217L216 161L214 160ZM220 159H221V161H220ZM238 159H239V161H238ZM245 159V160H244ZM186 160V161H185ZM223 160V161H222ZM231 160L233 161V160H235L234 162H231ZM237 160V161H236ZM1 161H3V162H1ZM1 161H0V167H1V169H0V221H2V222H0V264H99L100 262H98V261H102V258H103V255L105 256L106 255V257L108 256V258L107 259H105V260H103L102 261V264H113V263H115V264H118L119 262V264H127V263H132L133 262V259H130L131 257H133L134 259L136 258L137 260H139V263H138V261L137 262H135L136 264H179V262L180 261H182V263L181 264H197L198 262H196V260H199V262H200V260H201V262H200V264H211V263H215L216 262V260H217V258L219 257V255L221 254V256L222 257H220V258H218L219 260L221 259V262L219 261V263L218 264H230L231 262H230V260H229V258H230V256L229 255H231V258H232V256L234 257V259H236L235 260V262L237 263V262H239L240 264H251V262H252V264H254V259H256V261H257V264H264V258L262 257V256H264V243L261 241V246H260V244H259V248L257 247V245H256V240H254V241H252V240H249V242H248V244H247V242H246V239H245V237H242L241 238V236L238 238L236 235H234L233 237L232 236H230V238L228 239V240H226V245H227V248H229V249H227V248H224V247H221L220 248V250L221 251H223V252H221V251H219L217 248V252H216V249L214 248V245L213 244H211V242L213 241V235H211V234H213V232H216L215 230H217V229H213L214 231H209V229H212V228H210V227H212V226H214L215 224H217V225H215V226H217L218 227V225H219V227L221 226V228H222V226L224 225V223H225V226L227 225V228H233L232 229V231H235V229H236V227L237 226H240V227H243L245 224H246V222L244 221V220H241V221H239V222H235V221H232V222H234V224L235 225H233V224H231V225H229L230 223H227V221L226 222H222V224H221V222H216V223H212L211 224V222L208 224L210 227L208 228V225L207 224H205V223H207V221H196L195 223H193V222H184V223H182L180 220H175V217H176V215H174L173 213H175L174 211H176V210H179L178 209V207L176 208V209H173V208H175V207H173V208H171V210L173 209L174 211H172L171 212V214H173L172 215V220L173 221H169V224H167L166 225V223H165V225L166 226H168L167 227V229H170V232H169V230H168V232L170 233V236H163L164 237V240H163V238L161 239V238H157L158 236H154L153 234V230H151V228H153V224H150V217H148L149 216V214H150V207H147L148 205L146 204V203H143V202H139V203H137L136 201H135V198H131L132 200H130V201H132L131 202V204L133 205V206H135L134 205V201H135V204H136V206L135 207H137V208H142V209H136V208H133L130 204H129V202H126V204L124 205V207H123V205H122V202H120V201H115V199H113L112 197H110V196H112V195H110V196H108L107 195V191H106V189H104V188H101V189H98V187L97 188H93V189H91L92 190V192L89 190H86V189H82V186H80L78 183L79 182H81V180L80 179H76V182H75V179L74 178H71V177H68V178H65V177H59V178H54V179H50V178H43V179H39L38 177H36L35 175H30V174H27V173H25V174H23L22 172H20V170L18 169V167H17V165H16V162L14 161V159L13 158H10V157H4L3 159H1ZM122 161H124V159L122 160ZM185 161V162H184ZM196 161V162H195ZM207 163H206V162ZM227 161V162H226ZM251 161V162H250ZM255 161V162H254ZM257 161V162H256ZM125 162V161H124ZM127 162V161H126ZM204 162H205V164H204ZM237 162V163H236ZM241 162V163H240ZM244 162V164L242 165V163ZM198 163V164H197ZM200 163V164H199ZM213 163V165H211ZM226 163V164H225ZM234 163H236V164H234ZM248 163V164H247ZM257 163V164H256ZM125 164H127V163H125ZM204 164V165H203ZM222 164V165H221ZM228 164V165H227ZM205 165H206V167H209L208 169L205 167ZM210 165V166H209ZM218 165V166H217ZM221 165V166H220ZM241 165V166H240ZM197 166V167H196ZM224 166V167H223ZM226 166V167H225ZM239 166V167H238ZM247 166V167H246ZM256 166V167H255ZM260 166H262V168H260ZM202 167V168H201ZM216 167V168H215ZM220 167V168H219ZM222 167V168H221ZM230 167V168H229ZM257 167H259L260 169H262V171L261 170H259V168H257ZM218 168V169H217ZM232 168V169H231ZM257 168V169H256ZM206 169V170H205ZM211 169V170H210ZM247 169H249V170H247ZM201 170V171H202ZM226 170V171H225ZM246 172H245V171ZM257 171V172H256ZM249 172H251V173H249ZM5 173H6V175H5ZM256 173V174H255ZM8 174V175H7ZM261 175V177H263ZM8 176V177H7ZM31 177V178H30ZM264 178V177H263ZM28 179V180H27ZM83 180H86V179H83ZM263 180V181H262ZM33 181V182H32ZM49 181L51 182V183H49ZM53 181V182H52ZM58 181V182H57ZM69 181V182H68ZM78 181V182H77ZM191 182H190V184H192V186L194 187V189H196L197 190V193H199V194H201V195H204L205 193H206V191H208V182H210V181H198V180H194V179H191L190 180ZM260 181H261V183L260 184H257L256 186H250L251 188L253 187V188H257V189H259V187L261 188V187H264V179H262V178H260ZM41 182L43 183V184H41ZM45 182V183H44ZM61 182H64L65 184H63V183H61ZM68 184H67V183ZM76 183V185L75 184H72V183ZM192 182H194V183H192ZM200 184H199V183ZM49 183V184H48ZM53 183H55V185L53 184ZM202 183V184H201ZM204 183H207V184H205L204 185ZM225 183V184H224ZM198 184V185H197ZM209 184H211V182L209 183ZM218 184V183H217ZM221 184H223V185H221ZM51 185V186H50ZM221 185V188H220V190L223 188V193L224 194H226V195H229L232 191H231V188L232 187H230V186H232V184L231 183H229V182H227V181H224L223 183L222 182H220V184H219V186ZM79 186H80V188H79ZM259 186V187H258ZM52 187V188H51ZM55 188V190H54V188ZM56 188L57 189H60L58 192V194L59 195H56L57 194V192H56ZM100 188V187H99ZM64 189V190H63ZM77 190V191H75L76 192V194H77V192L79 193V194H75V192H73L74 190ZM83 192V190H86L87 191V195L86 196H83V195H85L84 193H83V195H80L82 192H79L80 190ZM205 189V190H204ZM225 189H226V191H225ZM70 190V191H69ZM98 190V191H97ZM100 190V191H99ZM103 190H105V191H103ZM97 191V195H96V197H95V195H94V193ZM229 191H230V193H229ZM55 192V193H54ZM63 194H61V193ZM70 192H73L74 193V196L75 197H72V194L70 193ZM90 192V193H89ZM94 192V193H93ZM101 192V193H100ZM211 193V192H210ZM209 193V191L207 192V194L206 195H208V194H210ZM89 194V195H88ZM99 194V195H98ZM101 194V195H100ZM92 195H94V196H92ZM56 196V197H55ZM79 196H82V197H84V198H79ZM90 196V198H92V200H94V201H98V202H94V201H92L93 202V204L94 205H96V206H94L93 204V207L95 208H93L92 207V205H91V203H89V200L88 199H85V198H88ZM107 198H106V197ZM61 197H64L65 198V200L63 199V198H60ZM96 199H95V198ZM105 197V198H104ZM109 197V198H108ZM55 198L57 199V203H59L60 204V207H59V205L57 204V203H54V200H55ZM74 198H75V200H77V201H80V202H77V201H75V203L78 205V207H79V209L77 210V213H76V204L75 203H73L72 202V200H74ZM111 198V199H110ZM64 200V205H61V204H63V200ZM72 199V200H71ZM106 199V200H105ZM133 199H134V201H133ZM60 200H61V202L62 203H60ZM82 200H84V201H82ZM108 200V201H107ZM82 201V202H81ZM86 201V202H85ZM99 201L101 202V203H99ZM55 202H56V200H55ZM111 203V204H113V203H116V202H119V203H121V204H117V206H119V205H121V206H119V207H115V205L112 207V205L110 204V205H108V204H106V203ZM56 204L57 205V207H56V205L54 206V204ZM82 204L84 207H82V205L80 206V204ZM103 203V204H102ZM206 203H208V202H206ZM5 204V205H4ZM87 206H86V205ZM103 206H102V205ZM143 204V205H142ZM73 205V206H72ZM75 205V206H74ZM91 205V206H90ZM139 205H141V206H138ZM205 205V206H204ZM207 204H205V203H203L202 204V207L200 206L199 208H200V210H198L197 208H196V210H198L199 212L200 211H202V213L203 214H205V215H208L209 214V212H208V209H209V207H210V205H209V203H208V206L209 207H207L206 206ZM5 206V207H4ZM8 206V207H7ZM52 206V207H51ZM62 206H64V207H66L65 209H64V207H62ZM88 207L89 208V210H91V211H93V212H90V215L93 213H96V212H98L97 214H99L100 213V217L103 215V216H107L108 218H109V221L112 223L113 221H115L116 219L118 220V222H119V225L120 224H123V225H121L122 226V228H124V232L125 231H127V233L125 234L124 232H121V234H120V231L122 230L123 231V229L121 228L120 229V231H119V228H117L118 230H116V231H118L119 232V235L118 234H114V233H116V231H115V229H116V226H117V224H118V222H113L114 224H111L109 221H108V218L106 219L105 218V220H107V221H104V222H106V223H104L102 220H104V219H102V218H104L103 216H102V218H100V217H97V218H99V221L98 222H101V223H104V224H106V225H103L102 224V226H100L101 228H103V226H106V227H109V229L108 228H105V230H107L106 231V233L104 232V231H102L103 229H101L100 228V231L101 232H104L103 233V235H102V233L100 234V236H102L103 238H105L104 239V241H106V243H108L107 245V247L104 245V244H106V243H104L103 244V241L101 242V240H100V242H98V243H100L99 244V246H101L102 244H103V246H102V248L101 247H96L95 248V250L97 251V252H99L98 254L95 252V254L96 255H93V245H94V242L95 241H92V240H96L97 238H98V236L97 235H99V228H98V226L99 225H101V224H99L96 220L97 219H95V218H93L92 216L89 218V217H87V215L89 214V211L87 212V211H85V210H88V208H86V207ZM98 206V207H97ZM105 206V207H104ZM125 206L127 207L126 209V213H125ZM146 208H145V207ZM189 206H192V204H190ZM188 206V210L190 211L189 213H193V209H194V206H192V208H190ZM47 207V208H46ZM53 207H55V208H53ZM59 207V211L61 212V213H63L64 212V215H65V217H66V214L65 213H67V217H66V219H65V217H64V215H61V213H58L57 211H58V208ZM77 207V208H78ZM86 208V209H83L82 210V208ZM112 207V208H111ZM114 207H115V209H114ZM54 210H52V209ZM97 208H98V210H100V209H104V211H103V209H102V211L103 212H105L104 214H103V212L102 211H98L97 210ZM109 208V209H108ZM116 208H117V210H116ZM122 208V209H121ZM149 209V211L148 210H146V209ZM207 210H205V209ZM47 209V210H46ZM62 211H61V210ZM108 209V210H107ZM118 209H119V211L121 212V210H123L124 211V215H125V217H122V219L121 218H117V217H119L118 215H119V211H118ZM129 209V210H128ZM131 209V210H130ZM192 209V210H191ZM203 209H204V211H203ZM219 209V208H218ZM222 210H225L223 207L221 208ZM55 213V215H53V213H52V211ZM64 210H67V211H64ZM96 212H95V211ZM115 210H116V214H118V215H116L115 214ZM133 210V211H132ZM140 210H142L143 211V213L145 214H143V213H141V214H143V215H140ZM195 210V209H194ZM8 211H9V213H8ZM49 211V212H48ZM75 211V212H74ZM128 211V212H127ZM129 211H132V212H139V213H135L134 212V214L136 215H134L132 212H130V213H132V215L134 216V217H138V219L140 218H142V219H146V220H148L147 222H148V224L146 225L145 223L143 224V223H141L137 218H135L136 220H138V221H136L135 219H134V217L132 216V215H129L128 216V213H129ZM192 211V212H191ZM206 211V212H205ZM4 212H6V213H4ZM102 212V213H101ZM109 212V213H108ZM119 212V213H118ZM237 213H239V211L237 210L236 211ZM49 213H51V214H49ZM111 213V214H110ZM147 213H148V215H147ZM208 213V214H207ZM79 214V215H78ZM92 214V215H93ZM127 214V215H126ZM139 214V215H138ZM53 215V216H52ZM59 215H61L60 216V218L62 219V220H60V218H59ZM86 215V216H85ZM96 215V214H95ZM94 215V216H95ZM114 215H115V218L116 219H114ZM138 215V216H137ZM50 216H52V217H50ZM58 217L59 218V220H60V223H62V225L61 224H59V221L57 220L56 221V217ZM140 216V217H139ZM143 216V217H142ZM145 216V217H144ZM147 216V217H146ZM173 216H175V217H173ZM85 217H87V218H85ZM130 217H133V218H130ZM55 218V219H54ZM111 218V219H110ZM114 220H113V219ZM11 219V220H10ZM50 219H52V220H50ZM64 219V220H63ZM69 219V220H68ZM80 219H81V221H80ZM88 219V220H87ZM90 219H93V220H90ZM126 219V220H125ZM4 220V221H3ZM13 220V221H12ZM19 220H21L20 222H19ZM55 220V221H54ZM66 220H67V222H68V224L70 223L71 224V226H66ZM75 220V221H74ZM86 220H87V222L90 220L91 222H89V224L91 225H89V224H87L86 223ZM128 220H130L129 221V223H126V222H128ZM132 220H134L135 221V223L137 224V225H139L138 227H139V230L137 229V227H136V229H137V231L135 230V223H134V221H132ZM150 220V221H149ZM264 220V219H263ZM94 221V222H93ZM95 221H96V223H95ZM142 221V220H141ZM179 221V222H178ZM244 221V222H243ZM56 222H58V223H56ZM93 222V223H92ZM123 222V223H122ZM144 222V221H143ZM177 223L176 225H174V226H176V228H171V227H174L173 225H171L172 223ZM199 222H200V224H199ZM264 222V221H263ZM55 224V226L53 225V227H54V230H53V228H52V224ZM151 223H153V221L151 222ZM190 224V226L189 225H186V224ZM204 225H203V224ZM219 223V224H218ZM244 223V224H243ZM21 224V225H20ZM26 226H25V225ZM59 224V225H58ZM69 224V225H70ZM96 224L98 225L97 227H96ZM150 224V225H149ZM183 224V225H182ZM194 224H198V225H195V226H192V225H194ZM221 224V225H220ZM241 224H243L242 226H241ZM124 225H126V226H124ZM129 225H131V227L132 226H134V227H132V228H134V230L136 231L135 232V235H134V233H133V229L129 226ZM164 225V224H163ZM232 225H233V227H232ZM3 228H2V227ZM62 226H64L63 228H65V226L67 227V228H65L66 230H68V232L71 230L72 231V233H71V231H70V234L72 235V236H70V235H68L67 233V235L65 234V231L62 229ZM89 228H88V227ZM95 227L96 228V232H97V238H95V234L93 235V233L91 232V230L93 231V229L95 230V228H93V227ZM114 227L115 229H111V227ZM151 226V227H150ZM166 226H165V228H166ZM170 226V227H169ZM191 227V228H195L196 226H197V228L199 227V228H201V230L203 231V232H201V234L200 233H197V235L199 234V235H202V233L203 234H206V237H207V240L208 241H206V240H204L206 243H208V244H210V245H213V246H209V245H206V243L205 242H201L200 241V239H198V238H200V237H198V238H196V239H194V241L195 242H189V238H188V236L186 235V237H187V239L185 238V236H184V234L186 233L185 232V229L186 228H184V227ZM203 226H205V227H202ZM5 227V228H4ZM24 227V228H23ZM37 227L39 228V229H37ZM93 229H92V228ZM120 227V226H119ZM127 227V228H126ZM5 229V230H7V228H10V230H12V231H9V229H8V231H3L2 229ZM59 228H61V229H59ZM70 230H69V229ZM90 228H91V230H90ZM128 228H130V231L132 232L131 234H130V231H128L129 229ZM146 228H148L149 230H151L152 231V235L153 236H150L151 234L148 232V230L146 231V232H144L143 233V230H146ZM14 229V230H13ZM24 229H26V230H24ZM172 229H174L175 231H172ZM176 229L179 231H176ZM59 230H62V231H59ZM142 232H141V231ZM208 230V231H207ZM108 231H111V233L109 234V232ZM150 231V232H151ZM209 233V234H207V232ZM6 232V233H5ZM9 234H8V233ZM20 232V233H19ZM63 233V235L65 236V239H64V236L61 234V233ZM67 232V231H66ZM114 232V233H113ZM141 232V233H140ZM206 232V233H205ZM36 233H38L37 235H36ZM54 233H56V234H54ZM91 233V234H90ZM129 233V234H128ZM180 233V234H179ZM24 234H25V236H24ZM28 234H30V235H28ZM128 234V235H127ZM147 234H150L149 236L151 237L150 239L148 238L149 236L147 235ZM13 235V236H12ZM60 235H62V237H63V239H62V237H60ZM120 236L119 238L120 239H118V237H116L118 240H121V241H118V240H116V239H114V238H111L110 239V237L109 236ZM145 235H146V237L148 238V240L150 241H146V237H145ZM175 235V236H174ZM177 235V236H176ZM179 235V236H178ZM208 235V236H207ZM215 235H216V233H215ZM6 236V237H5ZM33 236V237H32ZM92 236H94L93 238H92ZM137 236H139V237H137ZM173 236H174V238H173ZM203 236H205V235H203ZM239 236V235H238ZM24 237V238H23ZM59 237L61 238V239H59ZM72 237V238H71ZM102 237H100V238H98V240L99 239H103ZM122 237V238H121ZM131 237V238H130ZM182 237V238H181ZM183 237L185 238V239H183ZM212 237V238H211ZM15 238V239H14ZM30 238V239H29ZM35 238V239H34ZM130 239V241H129V239ZM134 240H133V239ZM156 238L157 239H160V241L159 240H156ZM180 238V239H179ZM228 238V237H227ZM10 239V240H9ZM37 239V240H36ZM107 239V240H106ZM114 239V240H113ZM140 239V240H139ZM175 239V240H174ZM225 239H226V237H225ZM236 239V240H235ZM110 240H111V242H110ZM135 240H136V242H135ZM156 240V241H155ZM163 240V241H162ZM165 240H166V242H165ZM187 240V241H186ZM114 241L116 242V244L114 243ZM137 241H139V242H137ZM159 241V242H158ZM173 241V242H172ZM192 241V240H191ZM197 241H199V242H201V244H202V246L204 247H202L201 246V244H198L199 242H197ZM234 241V242H233ZM263 241H264V239H263ZM126 242V243H125ZM143 242V243H142ZM154 242H156L155 244H154ZM161 242V243H160ZM167 244V245H165V243ZM167 242H169V243H167ZM189 242V243H188ZM197 242V243H196ZM230 244H229V243ZM233 242V243H232ZM236 242V243H235ZM241 242V243H240ZM256 242V243H255ZM91 243H93V245L91 244ZM102 243V244H101ZM134 243H135V245H134ZM146 243V244H145ZM151 243V244H150ZM160 243V244H159ZM174 243H179V245H180V247H179V245H178V248H181L182 246H183V248H182V250L181 249H177L175 246H174ZM196 243V244H195ZM253 243H255V246H253L254 244ZM95 244H97V242L95 243ZM127 244V245H126ZM182 244V245H181ZM186 244V245H185ZM191 244V245H190ZM193 244V245H192ZM242 244V245H241ZM36 245V246H35ZM125 245L126 246H129V247H125ZM131 245V246H130ZM148 245V246H147ZM159 245V246H158ZM163 245V246H162ZM169 245V246H168ZM177 245V244H176ZM196 245H198L199 247H197ZM97 246V245H96ZM111 246V247H110ZM141 246H145L144 248H142ZM150 246H151V248H150ZM152 246H154V247H152ZM160 246H162V247H160ZM185 246H186V248H185ZM190 247V249H189V247ZM94 247H95V245H94ZM114 247V248H113ZM150 248L151 249V251H150V249H148V248ZM164 247V248H163ZM188 247V248H187ZM193 247V248H192ZM199 248V249H197V248ZM202 247V248H201ZM210 247V248H209ZM230 247H231V249H230ZM245 247H247V248H245ZM255 249H254V248ZM108 248H109V250H108ZM168 248H171V249H168ZM201 248V249H200ZM248 248H249V250H248ZM92 249V250H91ZM99 249H101V252H100V250ZM104 249H106V252H108V254H110V256L109 255H107V254H105L103 251H104ZM127 249L129 250V251H127ZM132 251H131V250ZM160 249V250H159ZM189 249V252L187 251ZM195 249H197V251L195 250ZM210 249H212V250H210ZM223 249V250H222ZM236 249V250H235ZM245 249V250H244ZM103 250V251H102ZM108 250V251H107ZM126 250V251H125ZM144 252H143V251ZM154 250V251H153ZM164 250H166V251H164ZM181 250V251H180ZM185 250H186V252H185ZM190 250H191V253L193 254H190ZM204 251V253L206 252V253H209V257H210V259H211V261H213V259H214V261L213 262H208L210 259L208 258V254L207 255H205L204 253H202L201 251ZM207 250V251H206ZM209 250V251H208ZM213 250H215V251H213ZM230 250H232V251H230ZM243 250V251H242ZM253 250V251H252ZM111 251V252H110ZM113 251H115V252H113ZM140 251H142L141 253H140ZM162 253H161V252ZM164 251V252H163ZM168 251L170 252H172L171 253V255H169V253H168ZM229 251V252H228ZM257 251V252H256ZM112 252H113V254H112ZM132 253V255L131 254H128V253ZM149 252V253H148ZM216 252V253H215ZM231 252V253H230ZM234 252H237V254L236 253H234ZM260 252V253H259ZM261 252H262V254H261ZM118 253V254H117ZM123 253V254H122ZM142 253H144V254H142ZM181 253H183L184 255H182ZM186 253H187V255H186ZM200 253V254H199ZM224 253V254H223ZM243 255V256H241V254ZM250 253V254H249ZM259 253V254H258ZM102 254V255H101ZM122 254V255H121ZM137 254H138V258H137ZM151 256H150V255ZM161 254H164V255H162L161 256ZM180 254V255H179ZM201 254H203V255H201ZM219 254V255H218ZM225 255V256H223V255ZM232 254H236V255H232ZM101 257H100V256ZM114 257V259L113 258H111L112 256ZM136 255V256H135ZM154 255V256H153ZM158 255H159V257H158ZM188 255H190V256H188ZM195 255H196V257H195ZM213 255H214V257H213ZM216 255V256H215ZM218 255V256H217ZM260 255V256H259ZM96 256H97V258H96ZM125 256V257H124ZM201 256H203V258L201 257ZM207 256V257H206ZM236 256V257H235ZM238 256V257H237ZM27 257V258H26ZM41 257V258H40ZM99 257V258H98ZM110 257V258H109ZM126 257H128V258H126ZM155 257H156V259H155ZM172 257H174V258H176V259H179L180 261H178V260H176V259H173ZM186 257H189V258H186ZM241 257V258H240ZM256 257V258H255ZM40 258V259H39ZM43 258V259H42ZM184 258V259H183ZM198 258H201V259H198ZM205 258V259H204ZM213 258V259H212ZM24 259H26V260H24ZM104 259V258H103ZM115 259H117V260H120L119 262L118 261H114ZM126 259H128L127 261H126ZM157 259H158V261H157ZM185 259H186V261H185ZM188 259V260H187ZM209 259V260H208ZM216 259V260H215ZM97 262H96V261ZM109 260V261H108ZM112 260V261H111ZM155 260V261H154ZM162 260V261H161ZM175 260V261H174ZM204 260V261H203ZM205 260H208V261H206L205 262ZM228 260H229V262H228ZM41 261H43V262H41ZM95 261V262H94ZM105 261V262H104ZM107 261L109 262V263H107ZM114 261V262H113ZM124 261H125V263H124ZM130 261H132V262H130ZM141 261V262H140ZM149 261V262H148ZM162 263H161V262ZM187 261H189V262H187ZM232 262H233V259L231 260ZM241 261V262H240ZM118 262V263H117ZM177 262V263H176ZM196 262V263H195ZM234 262V263H235ZM135 263H132V264H135ZM217 263V262H216ZM233 263V264H234ZM235 263V264H236ZM101 264V263H100ZM256 264V263H255Z\"/></svg>",
	"mask_w": 264,
	"mask_h": 264
}]
</instances>
